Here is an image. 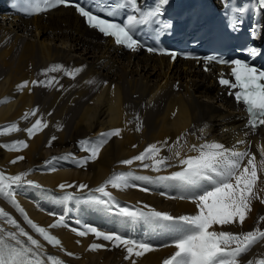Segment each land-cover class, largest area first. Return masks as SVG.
Listing matches in <instances>:
<instances>
[{
  "label": "bare ground",
  "instance_id": "obj_1",
  "mask_svg": "<svg viewBox=\"0 0 264 264\" xmlns=\"http://www.w3.org/2000/svg\"><path fill=\"white\" fill-rule=\"evenodd\" d=\"M53 64L82 71L75 78L65 76L63 71L49 73L48 76L58 80L51 91L33 86L31 81L37 80V68L45 69ZM222 68L211 64L209 72H205L199 61L179 56L171 61L163 55L123 50L111 38L87 27L72 7H59L32 17L1 12L0 101L7 102L0 103V125L17 119L18 138L25 140L28 147L9 150L0 143V170L9 175L31 170L26 179L40 187L25 185L17 190L16 199L28 217L45 228L60 216L65 217L63 226L49 229L60 239L61 246L53 247L43 241L3 198L0 207L40 240L46 253L59 257L65 264H131L124 258L126 251L122 247H113L111 242L91 233L79 237L71 231L84 224L146 240L154 250L135 258L136 264H162L175 248L171 244L158 245L171 240L155 236L143 222L128 224L119 217L121 222L117 224L115 211H105L102 206L87 202V198L99 195L93 190L114 173L131 171L136 176L154 178L177 171L180 166L174 157L168 161L172 166L159 172L141 167L138 161L131 166L120 161L138 155L152 143L167 141L169 146H177L178 137H182L179 142L183 145L182 155L195 154L188 151V145L208 141L219 142L226 148L249 150L259 159V149L264 147V126L255 130L245 127L244 107L214 78ZM43 78L47 76L43 74ZM24 81L29 82L28 86L18 89ZM34 104L41 105L40 115L48 127L29 138L24 129L33 120L26 122L21 118ZM116 128L121 129V134L110 138L95 160L81 166L78 162L88 153L81 150L79 142L95 141L100 133ZM53 134L56 139L49 145ZM239 140L245 143L237 144ZM17 156L24 159L11 163ZM160 156L172 157L173 153L165 146ZM132 182L135 187L108 188L121 207L148 206L173 216L198 211L190 200L179 199L186 194L184 191L177 192L167 182ZM61 184L72 187L61 189ZM80 184L87 187L81 190ZM67 192L75 193V199L65 201L63 196ZM261 197L264 198V193ZM260 216H264V203L255 200L242 226H213V229L250 231L258 225ZM259 226L264 228V222H259ZM4 227L15 230L7 224ZM92 243L104 247L90 250ZM67 252L74 255L68 256ZM250 258H264V241L243 256L241 264Z\"/></svg>",
  "mask_w": 264,
  "mask_h": 264
},
{
  "label": "snow or ice",
  "instance_id": "obj_2",
  "mask_svg": "<svg viewBox=\"0 0 264 264\" xmlns=\"http://www.w3.org/2000/svg\"><path fill=\"white\" fill-rule=\"evenodd\" d=\"M250 2L255 3L254 11L264 12V0H250ZM168 3L169 0H158L152 8L143 10L139 6L138 0H112L110 6H100L101 13L106 14L107 17H112V19L104 18L103 15L94 13L79 3L71 4L70 0H23L22 7L29 14H38L61 5L73 6L76 12L85 18L90 28L97 30L106 38H114V42L118 46L137 51L145 47L136 36L137 31L143 26H154L152 27L154 35H161L172 27L169 22L161 19L163 6ZM248 11L249 9L240 4L230 6V10L226 14L228 26L238 31L243 23L242 17ZM122 14L125 18L122 21H117L115 17ZM250 34L255 36V28ZM147 51L170 56L173 60L178 55L202 60L205 70H208L209 62L230 65L231 78H225L224 73H221L219 84L229 90V95L234 96L238 105L244 106V110L248 114L245 127L255 130L264 126V70L261 68L253 66L250 61L239 58L229 61L213 55L196 57L190 53H177L174 50L156 47H148ZM247 52L252 58L260 54V50L256 47L248 48ZM60 71H63L65 76L75 78L82 69L69 70L63 65L53 64L42 70L43 74L48 77L47 79L33 80L31 84L33 86H53L54 81L58 83L57 77L48 76V74ZM87 83L91 84L94 81ZM28 84V81H24L17 87L22 90ZM4 102H7L6 99L0 101V103ZM37 111L38 109L34 108L31 112H26L21 119L27 120L29 116H36ZM136 118L139 119L138 116ZM45 127H47V123L41 118H37L24 131L31 138ZM19 130L16 123H11L0 127V135H7ZM136 130H140L139 123ZM200 131L203 133L204 129ZM120 134L121 129L116 128L100 133L95 141L81 140L79 142L80 148L88 155L78 163L83 166L89 160H95L108 140ZM55 139L56 137L53 136L49 145ZM181 139L182 137L177 138V146H169L167 141L149 144L138 155L120 161L121 164L128 166L138 161L141 167L151 168L159 172L162 168L171 167L172 165L168 161L174 157L180 166L178 171L154 178L136 176L131 171L114 173L93 190L99 195H90L87 202L100 205L108 212L115 211L116 215L125 223L143 222L150 229L166 230L172 237L171 246H174L175 251L165 258L162 264H241L242 257L247 255L258 243L264 241V228L259 226V222H264V216L258 218V225L250 231L234 233L214 230L213 226H242L251 212L253 201L259 200L264 203V198L261 197V193H264V187H262L264 179H261L264 176V147L259 149V159H257L256 155L249 150L240 151L235 146L226 148L219 142L205 141L200 144L188 145V151L195 153L194 155H182L183 145L179 143ZM244 143V140L237 141V144ZM2 146L9 150L28 147L25 140L12 141L10 144ZM165 146H168L169 151L173 153L172 157L160 156V152ZM22 159H24L23 156H17L11 163H16ZM29 171L9 175L0 170V198L14 207L23 216L26 224L43 241L53 247L61 246L60 239L51 234L49 229L63 226L65 217L60 216L56 222L45 228L31 220L16 199L17 190L25 185L40 187L34 181L26 179ZM52 171L55 169L53 168ZM133 180L175 182L186 193L181 195L179 199L190 200L195 204L198 211L191 215L173 216L168 212L157 211L148 206H145L147 210L145 208L121 207L108 188L111 186L113 189L122 190L135 187ZM59 187L65 189L72 187V185L61 184ZM86 187L87 185L84 184L79 185L81 190ZM144 190L147 191V189ZM161 194L163 195V193ZM63 199L71 201L75 199V193L67 192ZM4 224L15 230L5 228ZM77 224H80V221H77ZM71 231L79 237L91 233L98 239L102 238L104 241L111 242L113 247H122L126 251L124 258L130 260L131 264H136L135 258L154 250L153 246L146 240L126 237L116 231H101L88 224L82 225V228H72ZM102 247L104 245L98 243L89 245L90 250ZM66 254L68 256L74 255L71 252ZM0 264H65V262L55 255L47 254L40 240L29 234L10 213L0 207ZM245 264H264V258H250Z\"/></svg>",
  "mask_w": 264,
  "mask_h": 264
},
{
  "label": "rangeland",
  "instance_id": "obj_3",
  "mask_svg": "<svg viewBox=\"0 0 264 264\" xmlns=\"http://www.w3.org/2000/svg\"><path fill=\"white\" fill-rule=\"evenodd\" d=\"M42 70H43V67H40V68H37V70H36V73H37V76H36V79H37V81H39V80H45V79H47V78H43V72H42ZM41 71V72H40ZM215 78V77H214ZM55 85V86H54ZM56 85H57V82H53V87L52 86H50V87H46V86H42V85H37V87L38 88H40V89H45V90H47V91H51V90H53V89H55V87H56ZM53 88V89H52ZM40 107V108H39ZM34 108H36V109H38V112H37V114H36V116H32V118H30L31 116H29V118L26 120V122H28V120L29 119H32L33 121L31 122V124L32 123H34L35 122V119H37V118H40L41 117V105L40 104H34V107L32 108V109H34ZM32 109H30V111L29 112H31V110ZM41 119H42V117H41ZM12 121H15V122H12ZM17 121V122H16ZM43 121V120H42ZM6 123V124H5ZM10 123H18V120L17 119H14V120H9V121H6V122H4V124H2V125H0L1 127L2 126H6V125H8V124H10ZM62 126V125H61ZM48 127V126H47ZM47 127H45V129H47ZM18 128L20 129V125H18ZM45 129L43 128V130L42 131H45ZM20 131V130H19ZM19 131H17V132H13V133H10L9 135H0L1 137H0V143L2 144V145H5V144H10L12 141H16V140H19V138H18V135H17V133H19ZM54 135V134H53ZM3 136V137H2ZM55 136V135H54ZM11 137V138H10ZM5 139V140H4ZM2 140H4V141H2ZM90 235V234H89ZM167 245V244H171L169 241H165L164 242V244H162V245H158V246H161V247H163V245ZM160 247V248H161ZM47 254H49V253H47Z\"/></svg>",
  "mask_w": 264,
  "mask_h": 264
}]
</instances>
